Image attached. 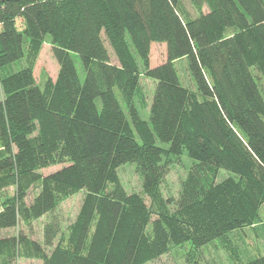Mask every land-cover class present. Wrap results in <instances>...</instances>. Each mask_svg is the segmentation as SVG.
Listing matches in <instances>:
<instances>
[{"label":"trees","instance_id":"16d2710c","mask_svg":"<svg viewBox=\"0 0 264 264\" xmlns=\"http://www.w3.org/2000/svg\"><path fill=\"white\" fill-rule=\"evenodd\" d=\"M208 1L207 13L190 18L181 0H0V190L16 188L2 204L0 231L54 212L58 192L86 191L66 247L59 244L48 257L23 235L0 238V257L11 259L29 245L46 264H146L173 246L202 248L258 220L264 0ZM48 36L60 70L44 88L34 66ZM153 43L166 44V61L157 67L150 65ZM135 54L156 82L149 121L132 101L141 75ZM179 60H186L196 91L182 85ZM18 61L22 69L2 76ZM184 152L195 166L170 212L161 185ZM127 163L136 165L142 193L121 185L118 169ZM221 170L231 175L206 187L201 172ZM37 183L40 192L25 204ZM57 232L45 227L47 246ZM238 264H264V255Z\"/></svg>","mask_w":264,"mask_h":264},{"label":"rangeland","instance_id":"374dc122","mask_svg":"<svg viewBox=\"0 0 264 264\" xmlns=\"http://www.w3.org/2000/svg\"><path fill=\"white\" fill-rule=\"evenodd\" d=\"M181 7L186 16L196 18L203 13H207L210 10L211 4L208 0H181ZM16 27L19 31L24 30V25L22 24L21 19H17ZM72 57L77 71L83 80L85 72L80 57L75 54H73ZM135 57L137 58L141 75L138 90L135 92L132 101L139 116L143 120L149 121L150 106L152 104L156 82L144 75L143 64L136 54ZM111 58L112 63L118 64L112 53ZM166 58V44L153 43L151 45L150 53L151 67L161 65L166 61ZM175 64L182 85L190 90L196 91L195 82L188 70L186 60H179ZM23 66L24 61H18L11 65L10 68L3 71L2 76L18 72ZM59 70L60 66L53 54L51 39L48 36L35 63L34 76L37 83L45 88L48 80H51L53 83L57 81ZM255 73H257V71H255ZM260 78L259 86L264 96V79L261 75ZM116 93L123 110L128 115V101L123 96L120 89L116 88ZM2 99L3 92L0 86V100ZM157 144L166 149L170 147L168 143H162L160 141H158ZM1 150L2 146L0 145V151ZM66 165L68 164H53L52 166L41 170L40 173L46 176L62 169ZM194 166L195 162L188 157L186 152L182 155L180 163L171 165L170 172L161 185L162 199L168 211L173 212L176 209L175 205L171 204V202L176 201L179 198L182 184L187 179ZM201 173L206 187L213 182L220 183L231 175L225 170L216 172V175L209 171H202ZM118 176L121 185L128 193H142L143 183L135 164L127 163L122 165L118 169ZM112 188L113 186L110 185L109 189ZM40 190V183L32 186L28 192L25 204L29 205ZM15 193V187H7L0 190V209L3 202L7 198L15 196ZM57 194L59 197V203L54 212L32 222L30 225L20 222L16 228L2 230L0 231V238L18 237L23 235L28 238L29 242H37L46 252L48 257L53 256L54 249L59 244H61L62 247H66L73 226L77 221L83 200L86 196V191L83 190L74 194H63L58 192ZM146 201L147 204L150 205V200L148 198H146ZM154 219L155 216H153V220ZM49 224H52L53 227L57 226L58 229L52 246H47L45 244V227ZM259 255H264V204L260 209L258 220L251 226L242 230L233 231L223 238L217 239L202 248H195L190 243L181 246H173L166 254L146 264H238L251 261ZM6 259L9 260L10 263ZM0 263L46 264L41 257L34 254L29 245L20 246L19 252H17L15 257H11V259L0 257Z\"/></svg>","mask_w":264,"mask_h":264},{"label":"built area","instance_id":"2783aa9c","mask_svg":"<svg viewBox=\"0 0 264 264\" xmlns=\"http://www.w3.org/2000/svg\"><path fill=\"white\" fill-rule=\"evenodd\" d=\"M2 210V207H1V209H0V211Z\"/></svg>","mask_w":264,"mask_h":264}]
</instances>
